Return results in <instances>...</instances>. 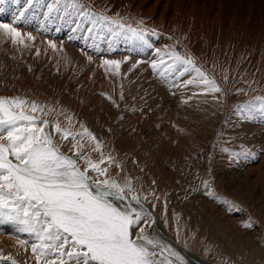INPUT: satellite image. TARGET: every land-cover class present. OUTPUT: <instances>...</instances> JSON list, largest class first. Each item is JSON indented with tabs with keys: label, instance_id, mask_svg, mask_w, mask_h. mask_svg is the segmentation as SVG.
<instances>
[{
	"label": "rangeland",
	"instance_id": "rangeland-1",
	"mask_svg": "<svg viewBox=\"0 0 264 264\" xmlns=\"http://www.w3.org/2000/svg\"><path fill=\"white\" fill-rule=\"evenodd\" d=\"M0 24L14 26L24 41L13 43L0 31V97L35 101L47 106L45 112L54 108L42 118L75 132L86 127L103 154L114 158L113 164L102 165L109 175L121 184L130 179L134 193L128 197L136 194L152 205L164 229L210 264H264L251 251L246 252L252 253V263L240 260V249L233 251L236 260L228 252L238 241L244 247L250 235L264 254V112L257 99L264 98L262 37L231 26L206 29L202 40L193 42L183 37L154 42L150 34L145 43L130 35L113 37L106 29L89 35L92 25L65 14L63 3L56 11L55 0H0ZM150 42L155 48L149 51ZM173 53L191 57L221 92H207L198 80L187 84L196 73L174 62ZM250 102L255 111L242 115L239 106ZM45 131L60 151L73 155L71 138L61 139L51 124ZM76 140L85 155L100 160L101 151L88 136ZM202 148L208 149L205 164L197 159ZM74 158L83 170L85 163ZM254 166L256 172L249 173ZM146 220L141 224L152 237V221ZM7 222L12 221L0 219V236L16 241L0 242V264H37L31 247L35 236L24 232V238ZM156 252L161 264H180L161 249Z\"/></svg>",
	"mask_w": 264,
	"mask_h": 264
},
{
	"label": "snow or ice",
	"instance_id": "snow-or-ice-1",
	"mask_svg": "<svg viewBox=\"0 0 264 264\" xmlns=\"http://www.w3.org/2000/svg\"><path fill=\"white\" fill-rule=\"evenodd\" d=\"M34 2L29 0L30 4ZM61 3L65 14L72 12L92 25L89 35L93 29H106L113 37L130 35L147 43L146 37L154 31L141 27L143 20L133 27L119 14L96 12L81 0H55L56 11ZM49 10H54L53 5H49ZM0 31L10 36L13 43H24L14 26L0 24ZM172 55L174 62L195 71L196 77L187 84L198 80V86L207 92H221L217 82L196 67L191 57ZM105 64L119 66L118 61ZM257 99L261 104L259 110L264 112V98ZM254 103L239 106L240 113L255 111L250 106ZM46 107L20 97H0V219L15 222L19 231L35 236L37 242L31 247L37 264H161L156 259V249L164 246L142 226V221L147 225L146 217L150 214L138 195L128 198L126 193H134L130 179L125 178L121 184L109 175L108 168L102 165L113 164L114 158L103 154V146L86 127L82 125L83 130L75 132L58 121L42 118L55 111L48 108L45 112ZM68 119L71 121V117ZM50 124L61 139H72V156L61 152L52 135L45 131ZM85 135L95 142L94 150L101 151L100 160L95 161L81 151L83 144L76 137ZM74 157L85 163L83 170ZM137 228L139 232L133 238Z\"/></svg>",
	"mask_w": 264,
	"mask_h": 264
},
{
	"label": "bare ground",
	"instance_id": "bare-ground-1",
	"mask_svg": "<svg viewBox=\"0 0 264 264\" xmlns=\"http://www.w3.org/2000/svg\"><path fill=\"white\" fill-rule=\"evenodd\" d=\"M83 1L85 5H91L93 10L96 12H104L108 16H116L117 14H119L121 18H124L125 21L131 24L133 27L137 26L136 25L137 21L143 20V25H141V27H143L145 30H154L151 34L154 35L151 37V39L153 40L158 39L159 41L164 40L167 42L168 41L180 42L181 38L183 37L185 41L186 40H191L192 42L201 41L203 35L207 34L208 30L205 31L206 29L211 30L214 28L218 29L220 27L224 29L223 31H225L226 30L225 28L228 26H231V28L233 29L240 28V30L248 28L250 29L251 36L256 35L258 38L262 37L264 40V0H258L257 4L254 3V5L251 4V0H83ZM105 7L109 9L107 11H103ZM184 40L181 41L182 45L186 44ZM155 41L156 40H154V42ZM145 47L149 49V51L155 48L151 42L146 44ZM201 150L207 151L208 153L207 148H202L198 152H200ZM61 152L64 153V151ZM208 158L209 157L208 156L206 157V155L204 157L197 156L199 163H203V164L208 162ZM79 166L80 168L82 167L81 164H79ZM255 168H256L255 166L254 168L250 167L249 173L253 174L254 172H256ZM141 203L144 205L145 210L150 214L147 218L150 219L153 224L152 238H155L160 242V244L164 246L163 248H159V249H161L165 254L174 258L176 262H180V264L181 263L210 264L208 259L206 260L204 258H201L198 255H196L195 252L187 249L183 244L179 243L175 239L172 233H168L164 229L162 217H160L155 210H152L153 208L152 205L150 206L149 204H146L143 201H141ZM7 224L10 226H14L15 230L19 232L21 236L24 235V232L19 231L17 224H15L14 222H7ZM227 230L228 232L231 231L228 228ZM237 234L238 233H236L235 235ZM247 236H245L244 238L245 240H243V243H245L244 247L241 246L240 241H238L236 243H233V245L236 244L234 246H239L240 248H235L231 244V246H229L230 249H228L229 248L228 246H227L228 248L225 249L226 250L228 249L230 256L234 255V257L235 256L237 257V254H234L233 251H239L240 249V255H241L240 260L242 259L244 261H247L248 263L251 262L250 260H252L251 257L253 255H258V257L264 261V254L260 245H258V243L256 242H252L251 240H249L251 239L249 238L250 235L248 237ZM227 237H225L226 238L225 240H227ZM230 237L231 236H229V238ZM239 239L241 238H238L237 240ZM15 241L16 240L10 238L9 235L8 237L0 236V242L3 243V245L12 244L15 243ZM233 241H236V239ZM246 251H251L253 255L251 256L252 253H250V255L247 256ZM172 253H176V255H173ZM226 259L227 258H225V260ZM217 260H221V258L216 259V261ZM253 261L255 262V260ZM222 262L221 264H223ZM216 263L218 262H215V264ZM262 263L258 262L257 264H262Z\"/></svg>",
	"mask_w": 264,
	"mask_h": 264
},
{
	"label": "built area",
	"instance_id": "built-area-1",
	"mask_svg": "<svg viewBox=\"0 0 264 264\" xmlns=\"http://www.w3.org/2000/svg\"><path fill=\"white\" fill-rule=\"evenodd\" d=\"M205 155H206V157L208 156L207 151L201 150L200 152H198V157H200V156L204 157Z\"/></svg>",
	"mask_w": 264,
	"mask_h": 264
}]
</instances>
